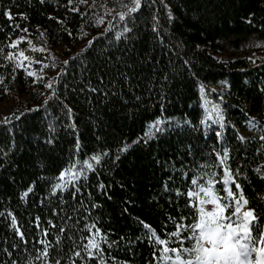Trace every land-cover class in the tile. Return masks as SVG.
<instances>
[{
  "label": "trees",
  "instance_id": "16d2710c",
  "mask_svg": "<svg viewBox=\"0 0 264 264\" xmlns=\"http://www.w3.org/2000/svg\"><path fill=\"white\" fill-rule=\"evenodd\" d=\"M102 3L97 0L85 12L87 5L79 0L71 5L68 0H0V105H14L11 115H0V264H44L36 259V249L44 247L38 240L51 243L50 261L96 264L83 252L87 241L80 237L89 235L85 223H95L116 241L102 244L107 264H159L152 260L160 247L156 236L168 239L165 233L175 227L170 217L189 214L186 195L177 196L175 189L186 193L193 166L215 162L209 153L222 146L229 148L231 167L239 166L236 180L249 200L246 207L264 224V178L256 171L264 164V57L259 56L264 55V0H142L126 23L99 7ZM74 7L78 11H71ZM108 7L113 13L124 10L117 0H108ZM98 16L104 23H96ZM20 36L25 40L9 47ZM20 50L33 58L28 68L33 76L23 68L13 72L16 62L4 59L8 51ZM53 81L51 89L45 87ZM53 90L58 98L46 103ZM205 97L209 109L213 99L219 102L223 127L200 123ZM158 116L171 117L173 126L145 139L149 122ZM249 121L256 125L255 136L242 141L238 130H247ZM77 140L81 160L105 148L110 155L98 165L90 161L95 171L81 179L74 197L71 189L53 194L54 177L76 152ZM125 145L126 151H117ZM182 166L188 176L180 175ZM215 171L222 174V168ZM29 185L32 191L21 198ZM9 212L25 240L16 235ZM78 250L81 256H73Z\"/></svg>",
  "mask_w": 264,
  "mask_h": 264
},
{
  "label": "snow or ice",
  "instance_id": "6c2138e0",
  "mask_svg": "<svg viewBox=\"0 0 264 264\" xmlns=\"http://www.w3.org/2000/svg\"><path fill=\"white\" fill-rule=\"evenodd\" d=\"M44 3V0H40ZM120 8L124 9L119 12H112V8L108 7V0H104V3L100 4L99 7L104 8L108 14H111L115 19L118 17L119 21L127 22L126 17L130 18L133 13H136L142 6V0H130V3H124L123 0H117ZM157 0H150L151 4H155ZM73 0H68V4L71 5ZM79 4H85V12L88 9L97 6V0H92L89 4L88 0H79ZM167 6V5H165ZM71 11L76 12L78 8L74 7ZM6 17L11 20V13L8 9H5ZM22 17L24 14H20ZM84 15V13H81ZM156 16H153V20ZM171 19V17H169ZM96 23H104V17H96ZM111 24V20L108 21ZM15 27H19L16 25ZM264 27V25H262ZM27 31V29H24ZM105 31H109L105 28ZM124 32H129L130 29L124 27ZM153 32L157 33L158 38L161 43H163V37L159 36V32L156 27L153 26ZM122 33H117V38ZM25 40L24 36H20L11 41L9 47L15 48L19 42ZM29 45L35 50V46ZM42 51L44 49H41ZM4 49L0 48V52ZM6 61L12 60L16 63L13 67V72L16 68H23L27 75L33 76L34 73L28 71L30 64L32 62V57L25 55L24 50L14 53L13 51H8L4 56ZM29 61V65H25L23 61ZM40 63V61H35ZM65 64L68 61L64 62ZM185 64L189 62L184 61ZM60 75V73H57ZM42 77H37L41 79ZM126 78V77H125ZM166 79V77H165ZM3 78L0 77V82ZM35 83V80L33 81ZM50 82L45 85L46 88L51 89L52 83ZM92 92H97L99 89L95 87L88 86ZM201 91H204V86L201 85ZM48 98H58L55 91L53 90L48 94L45 102L47 103ZM137 99H139L137 97ZM209 101L204 98V117L201 119L200 123L205 122H215L223 127L224 116L222 115L221 108L219 104H212L211 109L208 107ZM66 109V115L71 119L72 110L67 105L64 106ZM213 113L216 116V120L212 121ZM3 123H8L7 119L2 121ZM180 123L191 124L190 121H175L176 125ZM254 121H249L251 126ZM174 124L171 117L158 116L155 120L149 122L148 131L145 133V139L148 137H154L155 135L163 132L165 127H172ZM51 127V125H50ZM74 127V125H73ZM217 137H222L223 133L217 131ZM97 139H100L97 137ZM243 141L244 137H240ZM264 140V136L260 137ZM51 139L48 143H51ZM76 152L70 157L68 163L63 167L54 179L57 181L51 186V192L56 194L57 189L60 191L72 190L73 197L76 192L81 191L79 182L82 178H86L89 171H95V166L90 161H95L98 165L101 162L102 157H107L110 155V150L105 148L102 151L93 153L90 157H85L83 160L79 158V150L81 145L77 140ZM189 149L191 146H188ZM127 145L119 148L117 151H126ZM214 153L215 162L211 160H204L199 162L197 165L193 166V171L191 174V182L188 186L186 193H181L180 189H175L177 196L186 195L187 204L185 208L189 210L188 215H184L183 212L179 217H170L174 222V229L171 233L166 232L165 236L168 239L156 236V242L160 246L158 249H154L152 252V260L154 262H159V264H264V224H261V218L257 216L255 209L251 207H246L249 204V200L243 193L241 184L237 182L236 177L239 175L240 169L237 166L233 169L229 164V148L222 146L220 151H216L215 148L212 149L209 156ZM190 156L193 155L189 150ZM117 159L119 157H116ZM222 168V174L215 171L217 168ZM184 166L181 167V176H188V172L183 170ZM231 182V183H230ZM235 186V191L232 186ZM222 185V187H221ZM99 188H103L104 185L101 182L98 185ZM167 189V185H165ZM32 191V185L21 193V198L25 197L28 192ZM210 206V207H209ZM81 208L84 205L81 203ZM97 205L93 203L91 208H96ZM194 209L195 211H192ZM88 209H85L87 211ZM53 214L58 210L53 209ZM73 212L78 213L79 209L73 208ZM2 215V214H0ZM11 217V226L16 232L21 240H25L24 233L17 227V219L12 213H8ZM40 217L35 218L36 226L39 227ZM183 221H190L188 223H181ZM49 224L55 227V224L49 220ZM78 223V222H77ZM146 229L151 231V226L144 224ZM89 232L88 236H81V240H86L87 243L83 245V252L86 253L89 259L95 260L96 264H107L105 260L104 249L102 244H115L116 241H109L106 233H102L101 229L96 226L95 223L88 224L85 223L83 226ZM93 229L95 231L93 232ZM65 229L61 228V231ZM81 231L80 229H77ZM48 228L43 229V235L47 236ZM153 235H155L153 233ZM176 238V239H173ZM59 239V237H57ZM123 239V238H121ZM151 240L152 236H148ZM37 243L43 244V249H36L39 255L36 257L37 260H43L44 264H61V260L58 258H53L51 261L50 249L52 248L51 243L47 240H38ZM176 245V246H170ZM13 248H17L18 245L13 244ZM10 257L12 255L7 249L4 250ZM73 256L80 257L81 252L75 251L72 253ZM115 260V257L112 258ZM11 264H17L16 260H12ZM75 264V261H72Z\"/></svg>",
  "mask_w": 264,
  "mask_h": 264
},
{
  "label": "rangeland",
  "instance_id": "374dc122",
  "mask_svg": "<svg viewBox=\"0 0 264 264\" xmlns=\"http://www.w3.org/2000/svg\"><path fill=\"white\" fill-rule=\"evenodd\" d=\"M253 53H250L249 56H252ZM260 58H263L264 55H260ZM218 57L223 60V61H227L229 60L228 56L226 54H219ZM215 97V96H213ZM213 101H215V104H219V102H217L216 100L213 99ZM14 110V105L12 103L9 102H5L2 105H0V115L7 117L9 115H11V113ZM206 124H208V122H205ZM255 128L256 125L252 124L251 126L248 125L247 130H238V133L240 135V137H244V139H249V138H253L255 136ZM256 171L258 172V174L264 178V164L260 165L257 167ZM210 207V206H209Z\"/></svg>",
  "mask_w": 264,
  "mask_h": 264
}]
</instances>
